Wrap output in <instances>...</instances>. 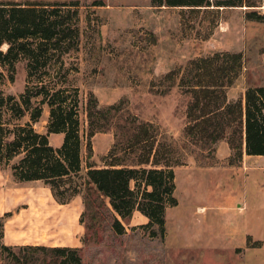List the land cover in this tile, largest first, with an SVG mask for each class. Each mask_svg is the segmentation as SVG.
I'll return each mask as SVG.
<instances>
[{"label":"rangeland","instance_id":"374dc122","mask_svg":"<svg viewBox=\"0 0 264 264\" xmlns=\"http://www.w3.org/2000/svg\"><path fill=\"white\" fill-rule=\"evenodd\" d=\"M0 2L78 4L79 37L75 46L62 55L64 67L60 69L58 64L53 72L67 75V84L79 88L84 135L81 171L65 185L77 187L80 195L75 194L74 200V196L65 203L46 200L47 204L40 206V199L50 197L44 185L25 187L16 183L13 189L7 185L12 183L6 174L11 169L4 168L0 177V217L5 222L15 215L10 223L12 234L21 236L24 242H40L8 246L15 247L16 252V247H73L79 249L84 264H264V237L247 233H264V205L259 204L264 200H246L257 199L259 194L264 197V172H235L237 168L231 167L238 163L232 164L231 157L218 161L197 150L192 153L188 147L182 159L189 169L185 165L175 168L178 204L167 209L165 236L151 237L143 228L149 219L140 211L134 210L126 219L120 217L109 199L89 184L88 166H105L114 134L111 130L96 133L91 138L90 157L86 115L91 92L101 107L124 100V106L139 118L154 122L162 132L184 144L185 98L178 87L162 93L166 90L162 77L191 59L229 51L243 56L240 81L231 92L237 95L246 86L264 83V21L247 17L249 12L264 16V0H244L242 6H211L198 12L154 6L152 0ZM182 15L186 17L183 23ZM8 46L5 43L0 50L6 51ZM0 73L1 90L18 98L27 83V60L16 61L13 69L0 63ZM48 119L49 108L45 105L37 130H42ZM3 121L15 122L7 113ZM63 137L61 143L54 138L51 144L60 147ZM210 165L217 169L199 173V166ZM231 169L233 173H229ZM131 185L135 187V182ZM243 203L245 210L239 212L238 206ZM115 217L125 226L121 235L112 227ZM43 235H47L44 244ZM2 244L0 238V264H11L8 252H2ZM26 253L29 259L43 256L40 251Z\"/></svg>","mask_w":264,"mask_h":264},{"label":"trees","instance_id":"16d2710c","mask_svg":"<svg viewBox=\"0 0 264 264\" xmlns=\"http://www.w3.org/2000/svg\"><path fill=\"white\" fill-rule=\"evenodd\" d=\"M243 3L152 0L154 6L187 8L191 12ZM247 17L264 21V16L255 12L247 13ZM78 20V4L0 2V47L9 45L6 51L0 50V63L13 69L16 61L27 60L24 92L17 98L0 88V167H9L20 181L42 180L62 203L79 192L77 187L65 185L81 171L84 135L79 88L67 84V75L53 71L58 64L60 69L64 67L62 55L75 46L80 32ZM185 20L182 15V23ZM242 69L241 53L222 51L191 59L162 77L166 87L162 93L178 87L185 98L184 144L177 143L154 122L139 118L124 106V100L101 107L95 94L90 93L86 103L89 156L93 152L91 138L96 133L111 130L114 143L104 167L88 166V182L109 199L120 217L126 219L138 210L149 219L143 228L151 237L165 236L167 209L178 204L175 168L186 164L182 156L188 154V147L192 153L197 150L216 157L218 142L226 140L232 150V164L239 163L245 154L264 155V86L247 87L242 97L228 99V89ZM2 80L0 73V85ZM45 105L49 119L47 132L41 133L34 124L42 117ZM6 113L15 122H4ZM51 133L64 135L60 147L51 144ZM4 225L0 217L1 239ZM112 227L118 235L126 231L117 217ZM1 248L3 253L8 252L11 264H84L79 249L73 247H16V252L15 247L3 243ZM31 250L43 252V256L29 259L26 252Z\"/></svg>","mask_w":264,"mask_h":264},{"label":"crops","instance_id":"0c3cea01","mask_svg":"<svg viewBox=\"0 0 264 264\" xmlns=\"http://www.w3.org/2000/svg\"><path fill=\"white\" fill-rule=\"evenodd\" d=\"M232 7H234V6H232ZM239 81H240V75H239V77L235 81L236 84L234 83L228 89V99L230 101H234V100L242 97L243 94L245 93V90L247 89V87L264 86V83L252 84L251 86H246L245 88H243L242 90H240L239 94L235 95L231 91H232V88L235 85H237V83H239ZM38 123H39V121L34 124V126H35L36 129H37V124ZM46 126H47V124L42 128V130H38V131L41 132V133H46L47 132V127ZM62 136H64L62 133H59V134H57V133H51L50 136H49L50 142L54 144V138H56L55 140H57L58 143H61V137ZM63 139H64V137H63ZM221 148L223 150L222 151V154H220L221 153L220 152V149ZM104 155H106V154H104ZM231 156H232V150H231L228 142L226 140H222V141L218 142V144H217V150H216V160H218V161L219 160H226V159L228 160V159H230ZM93 159L95 160V158H93ZM262 160H263V162H262ZM185 166L188 167L187 165H185ZM199 167L201 168L200 171H199V173H201V172L208 173L210 171H215L213 169H217L216 166H210V167L199 166ZM231 168H237L238 170L237 169L234 170L235 172H237V171L239 172V169L240 170L241 169L242 170L247 169V172H260V173H263L264 172V155H246L245 154L244 157H243V159L237 165H235V166L232 165ZM248 168H250V169H248ZM188 169H189V167H188ZM10 172L11 173L6 172V174H7V178L8 179H11L12 183H10V184L8 183L7 185L8 186H13V189L17 188V185H23L25 187H35V186L38 187V185L41 184V183L44 185V187L46 188V191H48L50 197H47L45 199H40L39 202H38V204L40 206H44L45 204H47L46 203V200H57L55 198V196L53 195V192H52L50 186L46 185L42 180L20 181V180H17L14 177V175L12 173V170H10ZM4 173H5L4 168L0 167V177H2V175ZM189 173H194V171H191V172L189 171ZM222 173H225V172H222ZM229 173H233L232 169L229 171ZM175 174H177L176 173V169H175ZM16 183H17V185H15ZM14 186H16V187H14ZM13 194H14V192H11V195H13ZM78 195H80V194L78 193ZM0 196H1V193H0ZM75 197L76 196H74L72 198V200H74V199L77 198V197L76 198ZM246 200H264V197H262L259 194V196L257 197V199H250L249 198V199H246ZM259 204L260 205L261 204L264 205V201H263V203L260 201ZM243 205L246 207V204L245 203H243L242 205L238 206V211L239 212H242L243 210H245V208L243 209ZM248 206H249V203H248L247 207ZM28 209L31 210L30 208H28ZM2 213L5 214V211L2 212ZM6 213H9V210ZM14 217H15V215H10V216L7 217L6 221L4 222L5 223V225H4V237L2 239L3 240V243L6 244V245H20L22 243L32 244V245H40L39 244L40 242H24L23 239L21 238V236H19V235L14 236L12 234V229L10 227V223H11V221H12V219ZM247 233L249 235H253V236L264 237V233H257V232L253 233V232H249V231ZM43 237H44V240H43L42 243L44 244L46 242L45 239H47V238H45V237H47V235L46 236L43 235ZM78 240H80V237L78 238ZM49 245L54 246V244H49ZM75 245H78V244L75 243Z\"/></svg>","mask_w":264,"mask_h":264}]
</instances>
